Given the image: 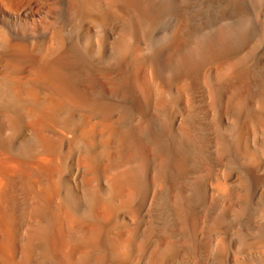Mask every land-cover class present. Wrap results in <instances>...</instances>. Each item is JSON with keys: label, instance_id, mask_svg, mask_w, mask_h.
Wrapping results in <instances>:
<instances>
[{"label": "bare ground", "instance_id": "bare-ground-1", "mask_svg": "<svg viewBox=\"0 0 264 264\" xmlns=\"http://www.w3.org/2000/svg\"><path fill=\"white\" fill-rule=\"evenodd\" d=\"M0 264H264V0H0Z\"/></svg>", "mask_w": 264, "mask_h": 264}]
</instances>
